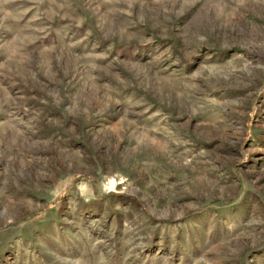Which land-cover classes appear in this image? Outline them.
I'll use <instances>...</instances> for the list:
<instances>
[{"label": "rangeland", "instance_id": "obj_1", "mask_svg": "<svg viewBox=\"0 0 264 264\" xmlns=\"http://www.w3.org/2000/svg\"><path fill=\"white\" fill-rule=\"evenodd\" d=\"M0 264H264V0H0Z\"/></svg>", "mask_w": 264, "mask_h": 264}]
</instances>
